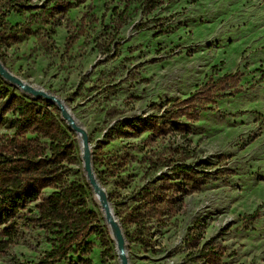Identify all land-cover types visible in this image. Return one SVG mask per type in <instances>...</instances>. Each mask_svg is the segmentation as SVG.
Instances as JSON below:
<instances>
[{
	"label": "rangeland",
	"instance_id": "374dc122",
	"mask_svg": "<svg viewBox=\"0 0 264 264\" xmlns=\"http://www.w3.org/2000/svg\"><path fill=\"white\" fill-rule=\"evenodd\" d=\"M63 1L60 7L32 0L23 14L11 10L5 19L20 33L4 45L1 62L71 110L88 134L94 172L106 178L101 185L108 197L115 190L121 199L130 197L163 173L182 182L178 213L152 223L149 246L126 239L129 263L205 264L195 253L214 239L227 254L222 264H264V0H163L150 14L140 0L117 36L110 28L118 0ZM208 83L214 85L211 101L197 119L183 121V132L161 131L148 141L149 129L107 134L124 118L152 116L161 124L166 110ZM6 103L0 100V113ZM110 109L119 112L113 122L106 119ZM69 129L79 166L64 161L65 176L89 186V207L99 211L100 228L112 240L81 164L77 134ZM147 155L165 164L150 168ZM177 164L193 167V177L172 175ZM90 240L92 252L84 258L117 264L115 253L113 260L103 257L100 239ZM49 249L43 230L22 226L0 264L38 261Z\"/></svg>",
	"mask_w": 264,
	"mask_h": 264
},
{
	"label": "trees",
	"instance_id": "16d2710c",
	"mask_svg": "<svg viewBox=\"0 0 264 264\" xmlns=\"http://www.w3.org/2000/svg\"><path fill=\"white\" fill-rule=\"evenodd\" d=\"M47 1H57L60 7L65 3L63 0ZM139 1L118 0V6L112 11L114 26L110 28L114 36L126 25L130 8ZM31 2L0 0V56L4 45L16 39L20 33L17 27L9 26L6 16L11 10L23 14L24 10L30 8ZM162 3L163 0H144L143 12L150 14ZM213 88L214 85L210 83L199 85L198 90L187 99L165 111L161 124L152 116L116 120L119 112L110 109L106 119L116 121L107 134L124 136L129 130L139 132L149 129L148 141L161 131L181 133L187 129L183 121L197 119L205 109L206 102L211 101ZM3 99H7V103L0 113V130L7 132L0 135V253H6L10 245L16 242L22 226H33L44 231L50 249L38 261L17 264H57L60 261L75 264L76 257L81 264H92L90 259L84 258L92 252V236L100 239L104 245L103 257L113 260L114 243L100 228L99 211L89 207L91 189L79 182H69L65 176L64 161L79 166V155L77 161L71 131L61 119L58 107L42 98L18 95L0 78V100ZM146 159L149 167L156 170L165 164L154 161L151 155H147ZM172 169V175L178 177H193L195 174L193 167L185 164H177ZM177 180L163 173L134 188L130 197L121 199L122 192L119 190L109 196L126 231L127 241L148 247L145 237L150 235L152 223L172 218L178 213L183 188L182 182ZM99 181L103 185L108 183L106 178H99ZM119 185L117 189H121ZM47 189L53 191L46 195L44 191ZM31 205H35L34 209L30 208ZM34 213L35 217L31 218L30 215ZM131 225L134 226L133 231L130 230ZM192 247L195 249L198 246ZM221 247L214 239L207 241L195 253L196 260H202L205 264H222L227 254Z\"/></svg>",
	"mask_w": 264,
	"mask_h": 264
},
{
	"label": "water",
	"instance_id": "95a60500",
	"mask_svg": "<svg viewBox=\"0 0 264 264\" xmlns=\"http://www.w3.org/2000/svg\"><path fill=\"white\" fill-rule=\"evenodd\" d=\"M0 75L9 82L12 86L15 88L23 91L24 93L31 95L33 98L38 99L42 98L45 99L54 105L56 104L61 111L63 119L68 123V126L75 132V133H81L85 135L84 144H85V157H84V172L86 175V178L91 186V188L98 191V198L99 203L102 208V210L105 213V219H111L113 225L115 226V236L117 241V246L119 250L124 254L122 259V264H130L128 255H127V248H126V237L123 233L121 224L118 225L113 221V218L116 217L114 210L111 206V203L109 201V197L105 191V188L101 185L99 180L96 178L94 168H93V161H92V155H91V146L89 144V138L86 130L82 127L77 126L75 123V119H73L67 109L65 108L64 102L58 98L55 95H52L50 93L45 92L42 89L36 88L25 81L21 80L14 74H12L1 62L0 60Z\"/></svg>",
	"mask_w": 264,
	"mask_h": 264
},
{
	"label": "bare ground",
	"instance_id": "6f19581e",
	"mask_svg": "<svg viewBox=\"0 0 264 264\" xmlns=\"http://www.w3.org/2000/svg\"><path fill=\"white\" fill-rule=\"evenodd\" d=\"M65 108L67 109L69 115L73 118V114L71 113V110L67 108V106L65 105ZM75 123L77 124V126L82 127L81 125L78 124V122L75 120ZM77 134V139L80 145V157H81V164L84 166V157H85V144H84V139H85V135L81 134V133H76ZM95 196H96V200L99 203V198H98V191L94 190ZM100 204V203H99ZM103 214L105 215L104 211L102 210ZM112 219V218H111ZM109 219H105L107 222V226L109 228L110 231V235L112 237L113 243H114V250H115V263L117 264H122V259L124 254L119 250L118 246H117V241H116V236H115V226L112 223V220ZM113 221H115V223H117L118 225H120L117 217L113 218Z\"/></svg>",
	"mask_w": 264,
	"mask_h": 264
}]
</instances>
